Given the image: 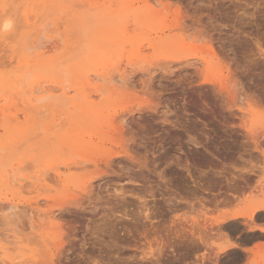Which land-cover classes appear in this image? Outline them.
<instances>
[{"label":"rangeland","instance_id":"1","mask_svg":"<svg viewBox=\"0 0 264 264\" xmlns=\"http://www.w3.org/2000/svg\"><path fill=\"white\" fill-rule=\"evenodd\" d=\"M5 1L13 8L7 12L12 27L0 32L9 35H0V264L2 259L20 264L25 257H16L23 254V263L33 264L31 254L43 250L44 241L54 252L55 264H92L95 259L100 264H167V257L158 263L143 256H149L150 246L157 249V241L174 236L176 229L192 237L189 228L194 217L212 227L206 237L207 252L217 255L219 246L227 244L225 235L237 243L229 234L228 222L215 221L247 211L256 203L254 197L264 202V137L256 149L248 133L264 132V0H0V11ZM27 15L32 17L30 28ZM38 29L44 32L37 40L38 49H29L36 41L31 34ZM55 39L58 50L38 59L46 50L43 47ZM27 62L30 67L24 72ZM41 83L48 90L55 84L66 85L72 103L61 108L66 100L60 89L53 93L58 95L55 98L38 91L35 102L30 101L29 89ZM102 86L109 92H96ZM243 97L245 101H240ZM126 101L135 107L131 114L119 106ZM148 101L161 105L160 111L145 110ZM137 105L143 107L139 110ZM168 111L166 123L163 116ZM99 117L103 124L97 122ZM58 129L67 133L56 137ZM187 130L201 146L189 144L184 136ZM119 138L123 154L107 168L102 154ZM202 154L211 162L202 164ZM84 160H99V168L93 162L72 165ZM191 164L197 170L209 169L207 179L199 175L202 169L198 173ZM190 166L197 172L191 174L214 185L209 192L220 196L212 200L210 194L196 198L188 192L194 188L187 172ZM95 169L108 173L98 178ZM7 170L24 180L10 183ZM39 171L46 172L42 175L47 178L41 183L46 187V191L41 188V197L33 184ZM131 171L136 177H131ZM182 179H189L184 192ZM227 181L239 184V191L230 189ZM86 184L91 185L89 193H82L78 185ZM173 188H178L177 195ZM121 190L126 197L116 200L120 193L116 191ZM46 194L56 196L58 205L45 200ZM204 196L210 201L203 202ZM11 204L19 206L17 213L6 211ZM51 213L56 216L53 226L59 228L52 231L43 225ZM125 213L134 220L121 219ZM233 221L244 222L250 230L257 225L264 228L260 217ZM96 228L101 229L98 238L92 236ZM58 233L64 234L66 242L60 254ZM113 240L119 241L120 250ZM186 248L181 251L185 256ZM171 252L167 250L168 255ZM46 253L44 247L39 264H45ZM193 255H197L195 262L205 264L207 254L202 249L186 258L194 259ZM246 264H264V253Z\"/></svg>","mask_w":264,"mask_h":264},{"label":"bare ground","instance_id":"2","mask_svg":"<svg viewBox=\"0 0 264 264\" xmlns=\"http://www.w3.org/2000/svg\"><path fill=\"white\" fill-rule=\"evenodd\" d=\"M6 3H5V5L2 7V13L3 14H1L0 15V24H1V27H0V32L1 33H4V31H7L8 29H10L11 27H12V23H11V20L9 19V17H8V15H7V12L10 10V9H12L13 7H11L10 5V8H9V6H7L8 4H7V1H5ZM13 2H14V0H13ZM15 2H16V0H15ZM61 2V1H60ZM66 2V1H65ZM29 3V2H28ZM62 3V2H61ZM15 5H16V3H15ZM34 6H35V4H33ZM41 5V4H40ZM47 5V4H46ZM33 7V6H32ZM40 7V6H39ZM47 7V6H46ZM41 9V8H40ZM14 10V9H13ZM34 10V9H33ZM0 11V12H1ZM36 11V10H35ZM34 11V12H35ZM83 13V12H82ZM84 14V13H83ZM85 16H86V14L83 16L84 18H85ZM24 17H26L27 18V23H26V27H28V28H30V26L31 25H29V20L30 19H32V17H29L28 15L27 16H24ZM30 18V19H29ZM41 18V17H40ZM118 18V17H117ZM38 19V18H37ZM25 20V19H24ZM39 21H36V23H38ZM123 23V22H122ZM32 24V23H31ZM34 24H35V22H34ZM96 24V23H95ZM29 25V26H28ZM47 26V25H46ZM177 26V25H176ZM27 29V28H26ZM46 29H44V31H45ZM41 33H44L43 32V29H42V31H41ZM41 33L39 32V29L37 30V33L35 32H33L32 34H31V36H32V38H34V37H36V41L34 40H32L34 43H33V45H31V46H29V49H31V48H33L32 50H36V49H38V42H37V40H40V39H42V37H41ZM0 35H3L4 36V38L6 37V38H8L9 37V35L8 36H6L5 34H0ZM87 35H89V34H87ZM29 37H30V35H28ZM34 36V37H33ZM29 37L27 38L26 37V39H28L29 40V42H30V39H29ZM41 37V38H40ZM90 37V36H89ZM2 38V37H1ZM31 38V37H30ZM31 38V39H32ZM47 39V38H46ZM56 39H57V37H56ZM53 40V41H51V43L49 44V45H45V46H48V47H43V49L44 48H46V50H44V52L43 53H41V54H38V59H40V58H42L47 52H50V51H53L54 49L55 50H58V41L57 40ZM90 39V38H89ZM7 39H5V41H6ZM91 40V39H90ZM89 40V41H90ZM1 41V40H0ZM28 42V41H27ZM50 42V41H49ZM87 42V41H86ZM85 42V43H86ZM91 42V41H90ZM90 42H88V44L90 43ZM36 43V44H35ZM9 44H11V43H9ZM32 44V43H31ZM15 45V44H14ZM29 45V44H28ZM83 46H85V44L83 45ZM86 46H88V45H86ZM28 48V47H27ZM27 48H26V46H25V50H27ZM85 48V47H84ZM84 48H82V49H84ZM43 49H41V50H43ZM5 50H7V49H5ZM24 50V51H25ZM8 52V51H7ZM32 52V51H31ZM34 53V52H33ZM17 54V53H16ZM19 54V53H18ZM6 55V54H5ZM8 57V56H7ZM208 61V60H207ZM201 62V61H200ZM28 67H30V65H29V63L27 62V64L25 65V68H24V72L27 70V68ZM23 68V67H22ZM120 69V68H119ZM20 73V72H19ZM112 73H113V70H112ZM111 74V73H110ZM29 75V74H28ZM28 75H27V77H28ZM26 76V75H25ZM27 79V78H26ZM101 80V79H100ZM105 81V80H104ZM112 82V81H111ZM44 83V82H43ZM55 83H57V82H55ZM59 83V82H58ZM105 83V82H104ZM6 84V83H5ZM13 84V83H12ZM16 84V83H15ZM15 84H13L12 85V88L13 89H15L16 88V85ZM66 84V83H65ZM70 84V83H69ZM109 84V83H108ZM111 84V83H110ZM109 84V85H110ZM19 85V84H18ZM17 85V86H18ZM27 85V84H26ZM56 86H55V88H53V89H47V87L45 86V85H42V83H41V85H40V87H38V85H33L32 87H31V85H30V87H31V89H29L30 90V93L29 94H31V100L30 101H34L35 99H37V97H36V94L38 93V91H39V93H51L52 95H49L48 97H49V99L51 98V97H54V95H53V93H55L56 91H58L59 89L60 90H63V94L61 93L60 94V96L62 95V97H63V100H66V103L65 104H61V108H63V106H68V102L69 101H71V98L69 99L67 96H68V90L66 89L67 87H66V85H64V84H62V85H58V84H55ZM112 85V84H111ZM225 86V85H224ZM19 87H21V85L19 86ZM22 87H25V85H23L22 84ZM29 87V88H30ZM50 87V86H49ZM223 87V86H222ZM3 88H4V86H3ZM226 88V87H225ZM75 89H77V88H75ZM80 89V88H79ZM97 90H96V92H98V93H104V94H106L107 92H109V91H107V89H106V87H104V86H102V87H98V88H96ZM9 90V89H8ZM11 90V89H10ZM7 91V90H6ZM2 92H5V91H3L2 90ZM11 92V91H10ZM1 93V92H0ZM114 93V92H113ZM78 94V93H77ZM92 94V93H91ZM5 95H7L8 96V93L6 94V92H5ZM27 95V94H26ZM58 95H56L55 97H57ZM59 96V97H60ZM99 96H101V95H99ZM112 96V95H111ZM54 97V98H55ZM87 97V96H86ZM93 97V96H92ZM7 98V97H6ZM8 98H9V96H8ZM90 98V97H89ZM42 100H40L39 99V101H43V98H41ZM161 99V98H160ZM241 99V98H240ZM44 100H47V97H46V99H44ZM113 100V99H112ZM158 100V99H157ZM244 100V97L240 100V101H243ZM111 101V100H110ZM160 101V100H159ZM245 101V100H244ZM35 102V101H34ZM121 102V101H120ZM119 102V103H120ZM149 102V101H148ZM154 102H156V99H155V101ZM69 103H72V101L71 102H69ZM121 105H119L122 109H123V111L125 112V113H127V112H129V114H131V113H133L134 112V108L135 107H133V109L131 108V102H129V101H126V102H123V103H120ZM138 104H140V103H138ZM146 104L147 105H145V104H143V105H145V107L147 108H145V110H153V111H160L159 110V106H161V105H153L154 103L153 102H149V103H147L146 102ZM19 105V104H18ZM143 105H137V106H139V110H140V107H143ZM58 106H60V104H58ZM154 106V107H153ZM2 108V107H1ZM59 109V108H58ZM57 109V110H58ZM138 109V108H137ZM136 109V110H137ZM55 110H56V107H55ZM141 110H143V109H141ZM57 112V111H56ZM143 112V111H142ZM148 112V111H147ZM168 113H169V111L166 113H164L165 115L167 114L168 115ZM163 116V117H165V118H163L164 120H165V122L167 123L169 120V118H167L168 116L166 115V116ZM1 116V115H0ZM125 116H126V114H125ZM124 116V117H125ZM114 117V116H113ZM112 119V118H111ZM109 120V122L111 123V122H114V118L112 119V120ZM120 119V118H119ZM16 119H14V120H9V121H15ZM8 121V122H9ZM120 121H122V120H120ZM87 122V121H86ZM97 122L98 123H100V124H103V120H102V118H97ZM96 122V123H97ZM115 122H117L116 120H115ZM123 123L125 122L124 120L122 121ZM122 122L120 123V124H122ZM164 122V123H165ZM109 123V124H110ZM118 123V124H119ZM114 126V125H113ZM119 126V125H118ZM122 126V125H121ZM117 127V126H116ZM116 129H118V128H116ZM124 130V129H123ZM57 131V135H56V132L54 133L55 135H56V137L58 136V135H63V134H65V133H67V132H64V133H60L59 131H60V129H58V130H56ZM93 131V130H92ZM118 131V130H117ZM59 132V133H58ZM249 133V135H250V139H251V141L253 142V143H255V145H256V149H258V147H259V145H260V138H263L264 137V132H263V134H256V133H253V132H248ZM40 135V134H39ZM38 135V136H39ZM179 135V137H181L182 138V136H180V134H178ZM177 135V136H178ZM186 135V137H187V139H188V142H189V144H191V145H193V146H197V147H199V146H201L202 145V143H198L197 141H195V138L191 135V133L187 130L186 132H185V134H184V136ZM38 136H37V138H38ZM177 136H176V138H177ZM207 136V135H206ZM205 136V137H206ZM121 137V136H120ZM174 137V136H173ZM213 137V136H212ZM34 139H36V138H34ZM115 139H116V137H115ZM207 139H209V137L207 138ZM120 140V138L119 139H117V141H115V140H113L112 141V147H110V148H108L106 151H104V153L102 154V157L104 158V160L106 161V167L107 168H112V163H114L116 160L114 159V157L115 158H120L121 156H122V154H123V151H120L119 150V147L121 146L120 144H118V141ZM121 140H122V138H121ZM177 140L178 141H180L179 140V138H177ZM176 140V141H177ZM183 140V139H182ZM210 140V139H209ZM208 142V141H207ZM211 142V141H210ZM23 144V143H22ZM21 144V145H22ZM215 145V144H214ZM123 146H124V144H123ZM205 146V145H204ZM125 147V146H124ZM201 148V147H200ZM207 148V147H206ZM238 148V147H237ZM236 148V149H237ZM216 149V148H215ZM102 150V149H101ZM235 150V149H234ZM19 151H20V147H19ZM18 151V152H19ZM35 151H37V150H35ZM125 151V150H124ZM207 151H208V149H207ZM211 151V150H210ZM210 151H208L209 153H210ZM231 151V150H230ZM207 152V153H208ZM206 153V154H207ZM208 153V154H209ZM125 154V153H124ZM204 155V154H202V155H204L203 157L202 156H200V157H202V159H201V162H202V164H203V162H204V164L206 163H210L211 162V159H209L208 158V156L207 155ZM216 155V154H215ZM14 156V155H13ZM238 156V155H237ZM77 158V157H76ZM220 158V157H219ZM229 158V157H228ZM131 160V159H130ZM213 160V159H212ZM226 160V159H225ZM12 161V160H11ZM11 161H9V162H11ZM187 161H189L188 159H187ZM217 161V160H216ZM229 161V160H228ZM235 161V160H234ZM89 162H93V164L96 166V167H98L99 168V160L97 161V160H84V161H74V162H72V165H79L80 164V166H83L84 164H86L87 165V163H89ZM215 162V161H214ZM213 162V163H214ZM222 162V161H221ZM231 162V161H230ZM192 163V162H191ZM226 163V162H225ZM102 164V163H101ZM190 164V163H189ZM195 164V163H194ZM201 164V165H202ZM230 164V163H229ZM8 165H9V163H8ZM68 165L69 164H65V166L68 168ZM93 165V166H94ZM198 165H199V163H198ZM41 166V165H40ZM94 166V167H95ZM191 166H192V164H191ZM188 167L187 168V172H189V176H190V178H191V181H192V183H193V190H191V191H189L187 188V190H188V192H190V193H192V195L193 196H195L196 198H199L198 196L200 195H205V194H207V193H209V191H211L210 190V187L211 186H214V185H211V183L210 182H206V183H203V181H201L202 180V178L200 179V180H198L197 178H195L194 177V175L193 174H191V172L193 173V172H196L195 170H197V166L195 167V165H193L192 167H195L196 169L195 170H193V171H191V169H194V168H192V167ZM205 166V165H204ZM229 166V165H228ZM73 167V166H72ZM84 167V166H83ZM182 167V166H181ZM183 167H185L184 165H183ZM210 167V166H209ZM7 168V167H6ZM71 168V167H70ZM77 168V167H76ZM106 168V169H107ZM191 168V169H190ZM200 169H202L201 167H199ZM198 168V169H199ZM12 170H14V166H12V168H11ZM60 169H62V167L60 168ZM128 169V171H129V168H127ZM179 169H181V168H178V170ZM182 169H184V168H182ZM199 169V170H200ZM205 169V168H204ZM76 170H79V169H76ZM86 170H88V169H86ZM96 171L95 172H98V173H96L95 175H97L98 176V178H101V175L103 176H105V174L106 173H108L107 171L108 170H101L100 171V169H98V171H97V169H95ZM186 170V169H185ZM199 170H197V172L199 171ZM19 171H20V169H19ZM80 172H82V171H84V169H80L79 170ZM78 171V172H79ZM127 171V172H128ZM4 173L3 174H5V171H3ZM48 173H49V171H47ZM60 172V171H59ZM132 172V171H131ZM131 172H129V173H131ZM177 172V171H176ZM179 172V171H178ZM181 172V171H180ZM186 172V171H185ZM185 172H184V174H185ZM197 172H196V174H197ZM200 172V173H199ZM198 173H199V175L200 176H203L204 177V175H205V178L207 177L206 176V174L209 172V169L207 170H201V171H199ZM211 172H213V171H211ZM211 172H210V174H211ZM20 173V172H19ZM18 173V174H19ZM42 173H46V172H44V171H39V173L37 174V176L35 177V182L33 183L34 184V186H36L35 187V189L37 190V192L39 193V196H40V194H42L43 195V193H41V191L43 190V189H45L46 187L44 186V188H43V186H42V184L41 183H44L45 181H46V179L45 178H43V176L45 175V174H43L42 175ZM182 174V173H181ZM195 174V173H194ZM195 174V175H196ZM6 175L8 176V178L10 179V183H14V185H15V183H20V182H22L24 179H21V178H14V175L13 176H10V170H7L6 171ZM49 175H51L50 173H49ZM69 175L71 176L72 175V173L70 174L69 173ZM94 175V176H95ZM129 175V174H128ZM131 175V177H134L135 175H137L135 172L133 173L132 172V174H130ZM177 175V174H176ZM198 175V176H199ZM208 175V174H207ZM222 175V174H221ZM220 175V176H221ZM5 176V175H4ZM3 176V177H4ZM7 176H6V179H8L7 178ZM47 176H48V174H47ZM46 176V177H47ZM197 176V177H198ZM211 176V175H210ZM136 177V176H135ZM209 177V176H208ZM76 178V177H75ZM97 178V177H96ZM172 178V177H171ZM188 178V177H187ZM6 179H4V180H6ZM130 179V178H129ZM173 179V178H172ZM207 179V178H206ZM205 179V180H206ZM131 180V179H130ZM176 180V179H175ZM189 180V179H188ZM188 180L186 181L185 179H182V181L183 182H181V190L184 192V191H187L185 188H184V190H183V186H187V183H188ZM204 180V181H205ZM226 180H228V179H226ZM79 181V180H78ZM132 181V180H131ZM84 182V181H83ZM134 182V181H133ZM170 182H172V181H170ZM214 182V181H213ZM76 183V182H75ZM85 183V182H84ZM189 183H190V181H189ZM81 184V183H80ZM88 184H90V183H88ZM88 184H86V185H78V186H80V188L83 190L82 191V193L83 192H88V189H89V187H91V185L89 186ZM136 184V183H135ZM215 184H216V182H215ZM218 184V183H217ZM223 184V183H222ZM225 184H227L228 185V187H230V189H232L233 191H235L236 189L239 191V184H238V186L236 185V183L235 182H231V181H227V183H225ZM223 185V186H225L226 187V185ZM77 184H75V186H76ZM77 186V187H78ZM217 186V185H216ZM220 186V185H219ZM33 187V186H32ZM222 187V186H221ZM243 187V186H242ZM23 188H24V186H23ZM22 188V189H23ZM41 188H43V189H41ZM80 188H76V189H80ZM125 188V187H124ZM136 187L134 186V189H135ZM168 188V187H167ZM212 188H214V187H212ZM60 189H62V187L60 188ZM73 189V188H72ZM134 189H132L133 191L132 192H134L135 190ZM174 189V188H173ZM172 189V192H173V194L175 193L176 194V192H174L175 190L177 191L178 190V188L177 189H174L173 190ZM235 189V190H234ZM243 189V188H242ZM59 190V189H58ZM63 190V189H62ZM123 190V189H122ZM122 190L121 191H116V192H120L119 194H117L116 195V200H120V198L122 199V200H124L125 199V194L126 193H124L125 192V190H124V192H122ZM163 190V189H162ZM167 190V189H166ZM231 190V191H232ZM264 190V189H263ZM45 191H46V189H45ZM51 191V190H50ZM68 191H70V190H68ZM67 191V192H68ZM168 191H169V189H168ZM167 191V192H168ZM170 191H171V189H170ZM182 191H180V192H182ZM32 192V191H31ZM36 192V193H37ZM52 192V191H51ZM56 192V191H55ZM55 192H53V193H55ZM63 192H65V191H63ZM71 192H73V191H71ZM92 192V191H91ZM35 193V192H34ZM45 193V192H44ZM48 193V192H47ZM74 193V192H73ZM89 193V192H88ZM185 193H187V192H185ZM189 193V194H190ZM171 194V193H170ZM182 194V193H181ZM47 195V194H46ZM69 195H71V194H69ZM90 195V194H89ZM177 195V194H176ZM184 195V194H183ZM38 196V197H39ZM75 196V195H74ZM73 196V197H74ZM186 196V195H185ZM220 196V195H219ZM38 197H36V198H38ZM41 197V196H40ZM39 197V198H40ZM84 197V196H83ZM202 197V196H201ZM45 200H47V201H53L54 203L56 202V204L55 205H58V203H57V201H56V196H53V195H47V196H45ZM255 199H256V203H252L251 205H250V207H249V209L247 210V211H236V212H234V213H231V214H227V215H223L222 216V219H220V220H216L215 221V223H217V224H219V225H221L220 223H222V222H229V221H233V220H238V219H248V220H250V221H255V219H257V218H259L260 216H262L263 214H264V202H260L259 201V199H262V198H258V197H254ZM201 199H204V200H202L203 202L204 201H210L207 197L205 198V196H204V198H201ZM210 199H211V197H210ZM264 199V198H263ZM63 200V199H62ZM72 200H73V198H72ZM121 200V201H122ZM142 200V199H141ZM213 200V199H212ZM252 200H254V199H252ZM38 201V203H39V199L37 200ZM81 201V200H80ZM108 201H110V200H108ZM35 202V201H34ZM63 202V201H62ZM62 202H60L61 204H62ZM68 202V201H67ZM66 202V203H67ZM85 202V201H84ZM90 202V201H89ZM37 202H36V204H38ZM41 203V202H40ZM64 203V202H63ZM78 203H79V201H78ZM81 203V202H80ZM145 203V202H144ZM168 203V202H167ZM169 203H172V201H170ZM209 203V202H208ZM71 204H73V203H71ZM82 205H84V203H81ZM7 205V204H6ZM49 205V204H48ZM77 205V204H76ZM78 205H80V204H78ZM174 205H176V204H174ZM50 206H54V205H50ZM61 206V205H60ZM85 206V205H84ZM90 206V205H89ZM18 207L19 206H17V205H15V204H11V205H9L8 206V210H6V211H12V212H14V211H16L17 209H18ZM47 207V206H46ZM49 207V206H48ZM55 207V206H54ZM80 207V206H79ZM41 208V207H40ZM82 208V207H81ZM172 208H174V207H172ZM86 209V208H85ZM170 209V208H169ZM175 209V208H174ZM4 210V208L2 209V211ZM40 210V209H39ZM173 210V209H172ZM41 212V211H40ZM44 212H45V210H44ZM16 213H17V211H16ZM15 213V214H16ZM35 213V212H34ZM145 213H146V211H145ZM144 213V214H145ZM206 213V212H205ZM14 213H12L11 215H13ZM31 214V213H30ZM33 214V213H32ZM37 214H39V213H36V215ZM52 215L50 216V214L49 215H47V216H50V217H48L49 219V221L48 222H45V224H43V222H42V224L43 225H49L50 227L48 228V230H51V229H59V228H55L54 226H53V221H55V213H51ZM205 215V214H204ZM44 216V215H43ZM203 216V215H202ZM46 217V216H45ZM45 217H43L44 218V220H45ZM204 217V216H203ZM199 218V219H198ZM197 219L194 217V219L192 220V226H193V228L195 227V229L197 230L198 229V231H196V232H198V234L195 232V231H193V228H191L192 230H190V228H189V231H190V233L192 234V237L191 236H189L187 233L184 235V233L182 234L181 232H178L177 231V229H176V233H174L175 235L173 236V234L171 233V235L169 236V238H168V240L167 241H164V240H161V241H157V249H155V248H153L152 249V247L150 246V254H149V256L148 255H144L145 256V258H144V256H143V259H146L147 257L149 258L150 257V259L152 258H155V259H157V261L156 262H158V263H160L161 261H163V259H164V261H165V259H166V257H167V264H174L175 263V261L178 259L177 258V255H183V253H181V251L182 250H184L185 249V246L187 247L186 248V256H190V254H192L193 253V251L194 250H198L201 246H200V243L199 242H201V244L203 243V245H206L207 243H206V239L208 238L207 236V234H209V232L211 233L212 231H209L210 229V227L211 226H208V225H206V223H205V221L206 220H204V219H202V220H204L203 221V224H200V217H198ZM205 218V217H204ZM221 218V217H220ZM41 219V218H40ZM121 219H128V220H130V221H133L134 220V218H130L129 216H128V214H124L122 217H121ZM136 219V218H135ZM262 219H263V217H262ZM43 220V219H42ZM261 220V219H260ZM40 221V220H39ZM47 221V220H46ZM57 221V220H56ZM185 222V221H184ZM39 223V222H38ZM205 223V224H204ZM213 223V222H212ZM57 224V223H56ZM180 224H183V222L182 223H180ZM179 224V225H180ZM185 225H186V223H185ZM211 225V224H210ZM213 225V224H212ZM216 225V224H215ZM231 225V224H230ZM192 226H190V227H192ZM214 226V225H213ZM224 226H225V224H224ZM238 226V225H237ZM233 227V226H232ZM37 228V227H36ZM212 228V227H211ZM235 228V227H234ZM40 229H43V228H41L40 227ZM61 229V228H60ZM194 229V230H195ZM226 229V228H225ZM233 229V228H232ZM240 229V228H239ZM251 229L252 230H260V231H264V228L261 226H253V227H251ZM101 229H94L92 232V236H96L97 238L99 237L98 235H99V232H101L100 231ZM105 230V229H104ZM103 230V231H104ZM127 230V229H126ZM182 230V229H181ZM185 230V229H184ZM39 231V230H38ZM46 231V230H45ZM52 231V230H51ZM227 231V230H226ZM232 231V230H231ZM56 233H57V231H56ZM129 233H130V235H131V233H132V231H129ZM134 233H135V230H134ZM134 233H132V234H134ZM141 234V233H140ZM145 235L146 236V234L145 233H142V235ZM63 235L64 234H60V233H58V234H56V239L58 240L57 242H56V245H57V247H56V249H57V254H58V251H59V254L62 252L63 253V251L65 250V244H66V242L64 241V238H63ZM66 235V234H65ZM143 235V236H144ZM210 235V234H209ZM133 236V235H132ZM144 236V237H145ZM13 237V236H12ZM38 237V236H37ZM53 237V236H52ZM112 237V236H111ZM207 237V238H206ZM225 239L227 240V244H222V245H220L219 246V251H218V253H217V255H215V256H218V255H220V254H226L230 249H234V248H237V244L236 243H231L230 241H229V235L227 236V235H225ZM24 238V237H23ZM22 238V239H23ZM41 238V237H40ZM95 238V237H94ZM96 238V239H97ZM136 238V237H135ZM17 239V238H16ZM15 239V240H16ZM20 239V238H19ZM45 239V238H44ZM114 239V238H113ZM27 240V239H26ZM37 240H38V238H37ZM102 240V239H101ZM13 241H14V239H13ZM19 241V243L20 242H22V243H24L23 241H20V240H18ZM18 241H16L17 243H18ZM70 241V240H69ZM68 241V242H69ZM15 242V241H14ZM39 242H40V239H39ZM38 242V243H39ZM46 244H45V252H47L46 253V255H45V257H46V259L47 260H45L44 261V263L45 264H55L53 261V259L52 258H54L53 257V254L52 253H54L53 251H52V253H51V248H50V246L47 244V242L46 241H44ZM112 242H114V240L112 241ZM119 242V241H118ZM118 242H114V246L116 247V245H117V243ZM28 243H30V242H28ZM171 243V244H170ZM183 243H184V246H183ZM189 243H191V244H189ZM152 244V242L151 241H149V245H151ZM21 245V244H20ZM18 246V248L19 247H21V246ZM23 246H24V244H22ZM39 245H40V243H39ZM118 245H119V243H118ZM118 245H117V247H118ZM126 245V244H125ZM148 245V246H149ZM190 245H193V246H190ZM208 245V244H207ZM123 247H124V245H122ZM153 246V245H152ZM183 246V247H182ZM41 247L43 248V250H44V247H43V245H42V243H41ZM25 248V247H24ZM24 248H21L23 251H26ZM111 248V247H110ZM120 248V246L117 248L118 250H120L119 249ZM122 248V247H121ZM128 248V247H127ZM126 248V249H127ZM125 249V250H126ZM155 249V250H154ZM170 249V251H172L171 252V254L170 255H168L167 254V250H169ZM39 250V249H38ZM43 250H40V251H36L37 253L35 254H31L30 253V251L28 252V255H29V253L31 254V257L30 258H32L33 260H35L36 262H34V261H32V259H31V261L32 262H34L35 264L37 263V264H39L40 262H42L43 260H44V257H43V255H41V253H42V251ZM210 250V249H209ZM15 251V250H14ZM22 251V253H24ZM213 251V250H212ZM17 252V251H16ZM15 252V253H16ZM27 252V251H26ZM25 252V253H26ZM41 252V253H40ZM118 253V252H117ZM121 253V252H120ZM181 253V254H180ZM20 254H21V251H20ZM19 254V255H20ZM148 254V253H147ZM17 255V254H16ZM24 255V254H23ZM23 255H20L19 257H16V259L17 260H20L21 258H23V257H25L26 258V256H23ZM101 255V254H100ZM62 256V255H61ZM184 256V257H183ZM182 257L183 258H185L186 256L185 255H183ZM23 259V261L24 260H26V259ZM67 258V257H66ZM15 259V260H16ZM64 259V258H63ZM102 259V258H101ZM104 259V258H103ZM102 259V260H103ZM154 259V260H155ZM65 260V259H64ZM105 260V259H104ZM23 261H22V263L20 262V264H26V263H28L30 260H28L27 262H24L23 263ZM93 261V260H92ZM163 261V262H164ZM3 264H14V263H16L15 261L13 262V260H11L10 261V259H9V261L7 262V260H5V259H2V261H1ZM32 262H30V263H32ZM61 262V261H60ZM100 260H94L93 262H92V264H100ZM33 263V264H34ZM43 263V262H42ZM41 263V264H42ZM142 263V262H141ZM162 263V262H161ZM102 264V263H101ZM143 264V263H142ZM165 264V263H164Z\"/></svg>","mask_w":264,"mask_h":264},{"label":"flooded vegetation","instance_id":"3","mask_svg":"<svg viewBox=\"0 0 264 264\" xmlns=\"http://www.w3.org/2000/svg\"><path fill=\"white\" fill-rule=\"evenodd\" d=\"M221 193L223 194L224 192H221ZM207 194H210L212 199H214V197L219 195V193H214V192H209ZM262 216H260V218H262ZM155 222H158V221H155ZM226 225L229 227L230 236L234 238L235 241H237L236 243L237 248L230 249L226 254H223V256L216 257L213 253L207 252L208 247L206 245H203V243L201 244V242H199L201 246L200 249H202L203 252L207 254L206 260L203 263L205 264H246L247 261L251 259L248 256L247 244L251 243L254 239L258 238L259 236L254 233L260 232V231L257 230L253 232V231L248 230L244 222L235 223L234 221H230L226 223ZM200 255H203V253H200ZM177 258L178 259L175 261L174 264H199L195 262V259H197V255H193L194 259H188L186 257L183 258L181 255H177Z\"/></svg>","mask_w":264,"mask_h":264},{"label":"crops","instance_id":"4","mask_svg":"<svg viewBox=\"0 0 264 264\" xmlns=\"http://www.w3.org/2000/svg\"><path fill=\"white\" fill-rule=\"evenodd\" d=\"M250 231L255 232L257 230H250ZM254 234L258 235L259 237L254 239L251 243L247 244V252L250 258L255 259V257L256 258L258 257V254L264 253V231L255 232Z\"/></svg>","mask_w":264,"mask_h":264}]
</instances>
